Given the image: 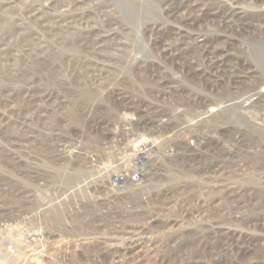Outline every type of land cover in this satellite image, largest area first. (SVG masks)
<instances>
[{"label":"rangeland","instance_id":"obj_1","mask_svg":"<svg viewBox=\"0 0 264 264\" xmlns=\"http://www.w3.org/2000/svg\"><path fill=\"white\" fill-rule=\"evenodd\" d=\"M35 1L0 0L1 264H27L25 252L39 242L45 243L42 253L48 257L39 264H264V192L260 185L248 183L255 171L254 176L264 177V155L245 159L243 153L214 159L217 132L212 127L220 125L208 121L215 123L221 116L215 115L218 106L198 102L205 90L183 82L175 71L166 80L137 74V68L134 77L121 76L118 72L122 70L113 68L109 74L87 79L79 73L84 66L76 62L69 65V72L75 67L72 80L63 83L55 74L43 73L33 75L35 78L29 75V84L11 83L17 77L16 69L28 70L23 49L35 45L32 29L50 40L46 26L30 24V28L26 25L25 30H17L22 25L18 18ZM221 1L240 11L257 9L234 0ZM65 3L41 0L45 11L58 14L70 8L61 7ZM131 37L139 48L137 56L147 54L148 46L141 37ZM117 38L128 40L122 33ZM196 49L187 48V55L197 58ZM105 51L109 55V47ZM168 86L165 93H176L158 92ZM62 97L66 102L60 108ZM77 102L80 112L74 116L72 108ZM185 108L194 109L187 118L180 116ZM177 116L190 124L196 122L197 130L190 127L166 133L169 140L161 143L172 147L176 155L160 158L152 167L154 172L147 175L153 151L147 148L138 153L132 148V136L144 129L148 133L151 126L168 118L175 122ZM138 117L148 127L130 126L128 120L138 123ZM123 127L131 128L130 139ZM179 140L185 141L184 147ZM189 147L198 157L184 164L181 158ZM73 152L79 154L77 163ZM164 152L170 154L168 148ZM134 168L141 173L135 184H111L114 174ZM236 212L243 219L229 220ZM219 219L224 223L221 228L206 229V224ZM39 232L47 236L38 243L36 237L26 240L27 235ZM233 238L249 241L251 249L238 252Z\"/></svg>","mask_w":264,"mask_h":264},{"label":"bare ground","instance_id":"obj_2","mask_svg":"<svg viewBox=\"0 0 264 264\" xmlns=\"http://www.w3.org/2000/svg\"><path fill=\"white\" fill-rule=\"evenodd\" d=\"M66 1L67 3L61 7L69 6L70 8L58 14V11H45L41 0H36L18 18L22 20V25L20 23L21 26H19L18 23L17 30H25L26 25L29 27L30 24V26H46L50 40L46 38L45 34L39 32V28H37L38 32L32 29L35 45H27L25 46L27 48L23 49L24 66L28 70L26 69L25 72L24 69L23 72V69L20 68L21 72L20 69H16L15 73L18 78H10L11 83L29 84V75L32 78L33 75L42 73L50 76L55 74L54 78L62 81L61 83L64 80H72L71 76L75 67L71 68L69 72V65H72L73 62L84 66V70L79 73L81 77H87V79L99 77L110 72L109 70L113 68L121 69L122 73L118 72L121 76L132 78L134 77L132 72L134 68H137V74H150L166 80H170V76H173V71H175L183 82L193 83L205 90L204 95H199L197 92L200 97L198 102L207 103L206 106L211 104L218 106L215 115L223 117L215 119V123H212L210 118H206L210 124L220 125L219 128L212 127L217 132V142L213 153L215 160L219 157L221 160L222 157H234L243 153L245 159L252 158L253 154L264 155V11L261 10L264 0H234L238 4H249L257 8L254 12L225 7L221 0H99L97 4H94L95 0ZM45 13L48 17L45 16ZM48 21L50 24L47 25L45 22ZM32 31L29 33L32 34ZM45 33L47 34V32ZM121 33L123 39L128 38L127 41L117 38ZM131 36L141 37L139 39L145 46H148L147 54L142 57L137 56L139 48ZM191 46L197 48L199 53L197 58L187 55V48ZM108 47L110 52H114L113 54L109 52L108 55V52L105 51ZM3 57L5 56L3 55ZM15 59L17 58L15 57ZM11 75L15 77L14 74ZM34 76L33 78H35ZM166 89H170V86L158 88V92L161 95L174 93H165ZM39 97L41 98V96ZM64 98L60 99V108L65 106ZM86 98H92V95ZM251 99L250 103L244 104L245 101ZM78 104L80 103L77 102L73 105L74 116L80 112ZM193 111L192 108H185L180 116L184 114L187 118L189 112ZM174 120L175 122H171L168 118L164 122L160 121L161 123L158 125L151 126L153 129L149 128L148 133L144 132L146 131L144 129V131L134 132L136 135L132 136L131 140L134 141L132 148L134 147L138 153L148 149L153 151V156H151L153 163L147 166V175L154 172L152 167L160 158L172 159L176 155L172 147L163 146L161 143L169 140L166 133L175 134L177 130L180 131L182 128L187 130L190 127H193L192 131L195 132L199 126L196 122L190 124L186 120H180L179 116ZM137 122L131 123L128 120L130 126L142 124L141 127H148L145 125V121H141V117L137 118ZM28 128L31 129V127ZM129 130L131 128L123 127L122 132L126 139L131 138ZM187 134H190V131ZM178 143L184 147L185 141L179 140ZM195 146L199 147V143H195ZM165 148L169 149L170 154L164 152ZM193 150L189 147L185 157L181 158L184 160V164L189 162V158L198 157V153ZM73 156L75 159L79 157L78 152ZM77 161L78 159L75 160V163ZM146 163L145 165H147ZM78 166L83 167L82 165ZM134 172L138 173L140 179V170L134 168L126 173L114 174L110 182L114 186L127 181L135 184L139 179L130 180V175ZM254 174L252 177L249 176L251 179L247 180L248 183L251 186L260 185L257 187L264 192V177H256ZM157 175L156 169L155 177ZM245 177L247 176L245 175ZM216 180L215 176L214 181L216 182ZM219 186L222 187L225 184ZM239 212L229 215V220L234 221L242 218V213ZM263 213L261 212V214ZM221 224L224 223L219 219L206 224V229L216 231L217 228L222 227ZM31 236L33 239L36 237L34 241L38 243L41 241V237L43 239L47 235L45 236L41 232L33 233L27 235L26 240L32 241ZM233 241L238 252L251 249L249 241L242 243L238 238H233ZM44 245L45 243L39 242L31 250L27 247V253L25 252L27 264H39L40 261L48 258L46 254L42 253H45Z\"/></svg>","mask_w":264,"mask_h":264},{"label":"built area","instance_id":"obj_3","mask_svg":"<svg viewBox=\"0 0 264 264\" xmlns=\"http://www.w3.org/2000/svg\"><path fill=\"white\" fill-rule=\"evenodd\" d=\"M139 179V175H138V173H131V175H130V180L132 181H136V180H138ZM114 184V183H113Z\"/></svg>","mask_w":264,"mask_h":264}]
</instances>
